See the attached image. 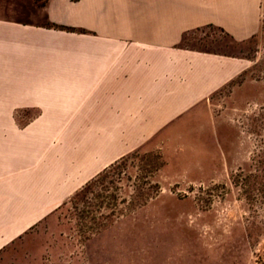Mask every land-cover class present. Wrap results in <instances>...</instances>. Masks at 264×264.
Returning <instances> with one entry per match:
<instances>
[{
    "label": "crops",
    "instance_id": "0c3cea01",
    "mask_svg": "<svg viewBox=\"0 0 264 264\" xmlns=\"http://www.w3.org/2000/svg\"><path fill=\"white\" fill-rule=\"evenodd\" d=\"M263 7L46 0L44 22L0 14V250L242 72L246 59L182 42L204 28L248 40Z\"/></svg>",
    "mask_w": 264,
    "mask_h": 264
},
{
    "label": "rangeland",
    "instance_id": "374dc122",
    "mask_svg": "<svg viewBox=\"0 0 264 264\" xmlns=\"http://www.w3.org/2000/svg\"><path fill=\"white\" fill-rule=\"evenodd\" d=\"M45 2L0 0V14L44 22ZM182 43L248 66L1 249L0 264H264V199L238 185L264 138V7L248 40L204 28Z\"/></svg>",
    "mask_w": 264,
    "mask_h": 264
},
{
    "label": "trees",
    "instance_id": "16d2710c",
    "mask_svg": "<svg viewBox=\"0 0 264 264\" xmlns=\"http://www.w3.org/2000/svg\"><path fill=\"white\" fill-rule=\"evenodd\" d=\"M55 28L59 29H66V30H74L73 27H68L64 25L58 24H50ZM126 156L122 157L115 163L111 164L108 168L103 170L100 174L90 180L82 189L72 195L68 200L72 199L73 197L77 196L82 190H84L87 186L92 184L95 180H97L103 173H105L108 169L113 167L114 165L118 164L121 160H123ZM251 169L248 173L242 177V181L238 184L240 187L245 191L246 194H255L258 198L264 199V138L261 140L260 145L253 153L251 158ZM67 200V201H68ZM66 201V202H67ZM65 202V204H66Z\"/></svg>",
    "mask_w": 264,
    "mask_h": 264
}]
</instances>
